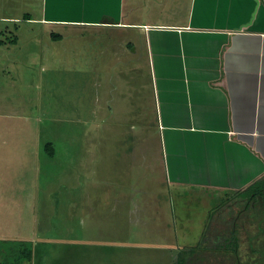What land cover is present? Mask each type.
<instances>
[{
	"label": "rangeland",
	"instance_id": "obj_1",
	"mask_svg": "<svg viewBox=\"0 0 264 264\" xmlns=\"http://www.w3.org/2000/svg\"><path fill=\"white\" fill-rule=\"evenodd\" d=\"M139 1L141 7L132 18L148 25L157 19L159 9L153 4L151 8L146 6L147 0ZM42 2L44 0H0L2 39L9 42L8 38L13 39L14 35L19 39L17 45L0 47V240L10 237L26 240L33 235L36 240L31 243L34 254L30 249L26 254H10L7 264H86L85 257H89L87 264H174L180 255L189 260L185 248L199 249L202 241L203 246L208 247L206 238L224 247V238L214 242L212 237L229 230L230 216L227 209L223 211L228 199L217 209L221 212L214 214L216 218L209 220L206 210L212 194L197 190L208 188L179 186L181 192L176 194L173 185L154 186L157 184L152 180L160 171L155 165V152L161 151L162 141L155 142L150 131L130 126V122L123 120L133 118L130 115L134 111L138 116L150 112L147 103L140 106L142 102L137 93V89L148 85L147 79H138L133 73L119 75L124 72L120 68L123 62L115 55L120 52L119 57L132 55L134 48L124 49L119 31L105 27L84 29L66 25V22L41 25L38 20L48 18L47 8L52 15L48 19H73L77 15H72L74 12L66 10V3L60 4L59 0H49L48 6L45 1L44 7ZM27 13L33 14L34 22L23 20ZM16 25L18 31H15ZM52 31L61 33L65 39L54 42ZM118 39L120 46L117 47ZM106 77H114L116 88L112 96L117 107L96 112V105L98 108L103 103H97L98 89L103 88V85L99 88L98 83ZM136 107L139 110H133ZM79 113L84 120L81 123L76 117ZM112 115L119 125L115 126ZM133 129L137 136L132 135ZM144 134L152 136V142L144 138ZM140 135L142 138H138ZM48 140L54 144L56 157L45 153ZM132 149L137 153H151L152 160H146L145 165H134L133 156L128 152ZM143 153L140 158L144 157ZM132 178L142 190L160 197L146 208L144 221L138 218V206L134 213L127 212L131 195L135 203L142 196L137 186H130ZM50 194L54 195L52 200H49ZM115 195L120 196L122 202L119 208L130 216L123 221L124 213L118 218L108 213L107 219L111 217L112 221L107 224L105 214ZM220 196L223 195L220 193ZM72 199L85 201L75 205L72 212L68 205ZM242 200L229 203L241 205L234 210H242L240 219L246 224L243 227L240 221L237 227L239 257L231 253L232 246L222 253L216 251L223 249L215 250V258L211 257L212 252L205 251L203 255L200 249L198 255L190 257V264L254 263L256 256L249 250L245 232L248 231L249 236L258 231L260 219L264 217L260 214L264 215V204L255 207L250 201ZM247 202L249 209L245 212ZM94 229L96 232L89 234ZM108 232L109 237L117 238L115 241L126 243L120 244L119 259L114 257L115 261L112 254L116 249L113 251L110 246L102 244L96 251H88L83 246L86 234L102 237ZM260 254L258 257L263 259L264 253Z\"/></svg>",
	"mask_w": 264,
	"mask_h": 264
},
{
	"label": "crops",
	"instance_id": "obj_2",
	"mask_svg": "<svg viewBox=\"0 0 264 264\" xmlns=\"http://www.w3.org/2000/svg\"><path fill=\"white\" fill-rule=\"evenodd\" d=\"M45 1L48 6L49 0ZM59 1L66 3L65 9L72 10V15L77 14L75 18L48 19L52 15L47 8L48 18L38 20L41 25L66 22V25L84 29L105 27L119 31L124 49L134 48L132 55L119 57L121 52L115 55L123 62L120 68L124 72L119 75L133 73L138 79H147L148 85L137 89V93L142 102L140 106L147 103L150 112L143 110L145 113L138 116L134 111L130 115L133 118L123 120L130 122V126L150 131L155 142L162 141L161 151L155 152V165L160 171L152 177L157 184L154 186L173 185L176 194L181 192L179 186L208 188L197 190L212 194L206 210L211 220L220 211L215 205L218 201H212L213 197L225 202L264 175V0H153V3L147 0L146 6L151 8L153 4L156 10L159 9L157 19L148 25L132 18L141 7L139 0ZM113 80L114 77H106L98 83V87L103 85V88L98 89L97 103H103L98 108L96 105V112L117 107L112 96L116 88ZM133 110H139V107ZM80 115L76 116L78 123L84 121ZM110 117L115 126L119 125L114 115ZM104 120L108 123L107 118ZM134 130L132 135L137 136ZM142 136L152 142V136ZM128 152L133 156V164L138 166L145 165L152 156L142 152L144 157L140 158L142 153L133 149ZM137 155L140 156L135 158ZM135 179H131L130 186H137L142 196L135 203L131 195L127 212L134 213L138 206V218L142 219L146 208L160 197L142 190ZM111 190L113 188L108 189ZM129 191L132 192V188ZM50 195L49 200H52L54 195ZM119 198L115 195L110 199L105 214L107 224L112 221L111 217L107 219L108 213L115 218L124 213L122 220L129 219L130 215H125L119 208L122 203ZM77 200L68 202L72 212L75 205L85 201ZM99 217L101 223L104 222L103 214ZM95 232V229L90 230L89 234ZM89 234L83 241L88 251H96L104 244L113 251L116 249L112 261L119 259L120 244L126 243L119 239L115 241L117 238L109 237V232L103 233L102 237ZM34 238L33 235L24 241L33 244ZM88 258L85 257L83 262L87 264Z\"/></svg>",
	"mask_w": 264,
	"mask_h": 264
},
{
	"label": "trees",
	"instance_id": "obj_3",
	"mask_svg": "<svg viewBox=\"0 0 264 264\" xmlns=\"http://www.w3.org/2000/svg\"><path fill=\"white\" fill-rule=\"evenodd\" d=\"M23 20L33 22L35 20V18L33 16V14L27 13L24 15ZM9 22H11V21H9ZM12 23H15V22H12ZM15 27H17L15 29V31H18V26L16 25ZM51 35H52L53 41H55V42H62L64 40V36L59 32H53ZM3 36H4V32H0V37H1L0 47H4L5 44H12V45L18 44L19 39L17 36L14 35L13 39L8 38L9 42H5V40L2 39ZM45 153L47 155H49L50 157H56V152H55L53 143L46 144ZM235 196L239 197V198H242V197L243 198L244 197L251 198L254 201H256V200L258 201L259 198L264 200V175L262 177L255 179L253 181V183L248 186V188H245L244 190L238 192V195H235ZM213 198L214 199L212 201H218L215 204L216 208H218L222 204H224V201H222L221 198H218L217 196H215ZM214 212H215V210H214ZM8 239L9 240H4V241L0 240V264H7V261L9 262L10 254H14V253L26 254L27 249H30L33 252V245L31 244V242L24 241L23 238H19V237H10ZM224 239L226 240V242H224V244H225L224 247L218 248V249H225V248H228L229 246H232V248H233L232 250L234 252L238 253V249L240 248V244L238 242L239 241L238 236H236V235H233L232 237L227 236V237H224ZM254 239H256V238H254ZM202 244H203V241H202ZM206 249L208 250L209 248H206ZM250 249H253V248L250 247ZM262 249H260V248L259 249H253V251H251L252 253H254L253 255L257 256L254 264L258 261H262L261 264H264V257H263V259H260V257H258V255L261 256L260 253H264V250H262ZM184 250L186 251V253L190 257L195 256L196 254H198V251H199L198 247L195 250L194 249L188 250L186 248ZM236 256H238V255L236 254ZM179 257H180V259L178 260V262H176L174 264H188V263L190 264L192 262L190 257H189L190 262H189V260L187 261V259L185 260V257L182 255H180ZM201 259H203V258H201Z\"/></svg>",
	"mask_w": 264,
	"mask_h": 264
},
{
	"label": "flooded vegetation",
	"instance_id": "obj_4",
	"mask_svg": "<svg viewBox=\"0 0 264 264\" xmlns=\"http://www.w3.org/2000/svg\"><path fill=\"white\" fill-rule=\"evenodd\" d=\"M236 195H238V193L236 194ZM238 200V199H243L242 201H244V200H247V201H250L251 202V205L252 206H257V205H259L260 204V206H262L261 204H264V200H262V199H260L259 198V200L257 201H254V200H252L251 198H247V197H242V198H239V197H232V198H230L229 200H227L226 201V203H225V205H224V208H223V211L225 212L226 211V209L228 210L226 213H227V215H229L230 216V222H228L229 224H228V227H229V230L228 231H225L226 233L224 234V235H219V237H215V236H213L212 238H213V241L214 242H217V241H219L221 238H224V237H232L233 235H236V236H238V234H239V231H238V224H240V221H241V223L243 222L242 221V219H240L241 217H240V213H241V211H239V212H237V210H234V207H236V208H238V209H240L241 208V205L239 204V205H235V206H233L232 204H229L230 202H232L233 200ZM239 203V202H238ZM247 204H248V206L247 205H245L246 207H244L243 209L245 210V212H247L248 211V209H249V202H247ZM233 206V207H232ZM259 206V207H260ZM262 207H264V206H262ZM262 209V208H261ZM221 212V210L218 212L217 211V214H219ZM262 216H264L262 213H260ZM217 216V215H216ZM215 219V218H214ZM261 220V223H259V225H258V231L257 232H255V235H249V236H247L248 235V231H246L245 232V234H246V240L245 241H248V243H249V246L250 247H252L253 249H259V248H264V217L262 218V219H260ZM243 224V223H242ZM241 224V225H242ZM246 226V224H243V227H245ZM261 234H263V236L261 235ZM254 238H256V239H254ZM254 239V240H253ZM238 240H239V236H238ZM205 241H207L208 242V247H206L205 245L203 246V244L199 247L203 252V255H205L204 254V252L205 251H207V252H212L214 255H212L211 257L212 258H215V257H213V256H215L217 253H222V252H226V248L225 249H223V251H216L217 253L215 254V250H220V249H218V248H222V247H220V245L219 244H215V243H210L209 241H208V239L206 238V240ZM212 241V242H213ZM239 242V241H238ZM247 243V242H246ZM260 245V246H259ZM206 248H209L208 250L206 249ZM200 249H198L199 251H200ZM240 249V248H239ZM239 249H238V252H239ZM253 249H249V250H251V251H253ZM211 250H213V251H211ZM231 253H235V255L237 254L238 255V253L237 252H234L233 250H231ZM254 254V253H253ZM252 254V255H253ZM196 255H198V254H196ZM204 257H206V256H204ZM236 257H239V256H236ZM195 258V257H194ZM203 258V257H202ZM256 258H257V256H256ZM202 260H204V258L202 259ZM238 261H239V259H237ZM201 262V261H200ZM214 261H211V263L210 264H212ZM245 262V261H244ZM239 262L238 264H247V262ZM252 262H255L254 260H252ZM201 263H203V262H201ZM207 264V263H206ZM252 264H254V263H252ZM255 264H257V263H255Z\"/></svg>",
	"mask_w": 264,
	"mask_h": 264
}]
</instances>
